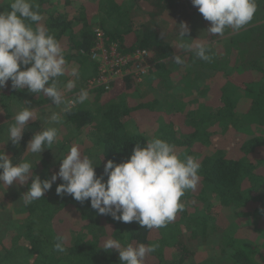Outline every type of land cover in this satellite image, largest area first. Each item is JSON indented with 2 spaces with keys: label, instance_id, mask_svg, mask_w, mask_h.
Listing matches in <instances>:
<instances>
[{
  "label": "trees",
  "instance_id": "obj_1",
  "mask_svg": "<svg viewBox=\"0 0 264 264\" xmlns=\"http://www.w3.org/2000/svg\"><path fill=\"white\" fill-rule=\"evenodd\" d=\"M256 2L248 25L264 23V0ZM35 3L43 17L40 23L64 50L69 69L59 78L64 95L73 98L80 90L64 88L74 78L72 70L86 80L97 75V64L91 60L97 20L108 44L117 45L122 54L147 49L155 68L141 82L132 76L109 92L95 90L98 100L93 104L84 102L64 113L62 128H57L68 135L41 154H25L32 136L47 127L41 119L29 121L19 145L6 144L7 131L20 109L53 103L27 89L13 90L9 81L0 89V152L14 162H31L34 175L43 180L58 172L60 160L77 140L76 146L93 159L100 176L108 160L125 162L137 143L143 147L148 139L161 138L174 144L182 159L198 160L200 181L182 197L185 207L172 222L149 230L137 222L99 215L90 200L80 204L71 196H58V180L42 199L27 206L19 200L22 221L13 220L12 208L4 212L11 217L0 216V264H121L116 250L103 249L107 239L120 240L123 246L155 247L144 264H264V39L254 38L255 28L220 40L224 34L207 33L210 22L191 0ZM5 9L8 5L0 12ZM180 23L190 29L186 39L210 45V62L194 55L189 67L171 69ZM260 27L264 30V24ZM170 91L171 97L164 98ZM200 97L202 106L193 108L190 101ZM85 132L87 141L80 140ZM30 184L31 179L23 194ZM234 226L252 233L235 238L226 232ZM58 236L67 238L63 253L54 250Z\"/></svg>",
  "mask_w": 264,
  "mask_h": 264
},
{
  "label": "clouds",
  "instance_id": "obj_2",
  "mask_svg": "<svg viewBox=\"0 0 264 264\" xmlns=\"http://www.w3.org/2000/svg\"><path fill=\"white\" fill-rule=\"evenodd\" d=\"M206 21L210 22L207 33L223 35L226 29L239 31L248 25L257 11L256 0H191ZM10 9V10H8ZM8 9L0 12V89H27L37 96L48 97L62 113H70L76 104H83L89 92L81 89L73 98H67L60 87L59 78L69 69L61 43L40 22L43 20L35 0H9ZM179 49L192 52L203 61L212 60L211 50L197 40L186 39L190 32L186 23L179 25ZM191 40L193 43H184ZM175 63L184 64L180 54L172 57ZM71 75L78 79L75 70ZM75 80H68L64 88L71 91ZM27 105L28 102H25ZM61 112L45 116L50 126L36 132L27 143L25 154H41L51 149L59 140ZM37 109L24 107L14 114L9 123L6 144L19 145L30 120L34 121ZM58 172L50 178L34 175L33 164L20 159L14 162L5 151L0 152V186H12L14 182L31 184L21 197L27 206L42 199L58 180L56 194L71 196L84 204L90 200L91 209L99 215L110 216L123 223L137 222L142 228L159 229L172 222L185 205L182 197L188 190H195L199 181L201 164L193 156L183 159L176 146L161 138H151L142 147H134L128 160L115 163L108 160L104 174L97 176L93 159L82 155L73 145L61 160ZM105 177L107 179L105 180ZM67 238L58 236L54 243L56 252H65ZM103 249L116 250L121 264H144L155 247L140 243L123 246L120 240L107 239Z\"/></svg>",
  "mask_w": 264,
  "mask_h": 264
},
{
  "label": "rangeland",
  "instance_id": "obj_3",
  "mask_svg": "<svg viewBox=\"0 0 264 264\" xmlns=\"http://www.w3.org/2000/svg\"><path fill=\"white\" fill-rule=\"evenodd\" d=\"M55 1H57V0H55ZM6 3L7 4H5V2L2 1L0 3V8H2L5 5H8L9 4V0H6ZM95 23H96L95 24L96 26L101 27L98 20L95 21ZM261 24H264V23H257V24L253 23L251 25H246L241 30L235 31V32L234 31H228L229 29H226L224 35L222 36V38L220 40H224V39H227L228 37L233 36L235 34L242 33V32H244V30H248L250 28H252V29L255 28L254 38L264 39V30L260 27ZM258 25H259V27H256ZM180 42H181L180 38H179V36H177L174 39V43H172V45H173V47L175 49V54L174 55L180 54L181 57L185 60V63L184 64H177L171 58L169 61H170L171 69L173 71H179L180 69H182V66H184L185 64L187 65V67H189L192 64V62H193L192 60H190V56H194V54L192 52H189V51H186V50H183V49H179L178 45H179ZM183 42L184 43H191V41L188 42V40H185ZM225 43H226V41L224 42V44ZM207 46H210V45H207ZM73 80H75V84H76V86L79 87L80 90L81 89H85V88H83L85 80H86L85 77L83 78L82 76L78 75V79L76 77H74ZM79 91H77L74 94L77 95ZM158 92L159 91H155V94H158ZM164 93L166 95V96H164V98L167 99V97H171V91H170V93L169 92H164ZM65 95H66L67 98H70L69 97L70 94L68 95L66 93ZM164 98H163V100H164ZM189 98L190 97L188 95V99ZM200 98H202V97H200ZM95 100H98L97 96L96 95L94 96L93 93H90L88 100L85 101V102H88V103L90 102V103L93 104L95 102ZM202 101H203V98L200 99V100L194 99V100L190 101V105L193 108H195V109L196 108H200L202 106ZM31 104L33 105V107H31V108L37 109V115H36L35 119H41L42 122L47 127L50 126V125H48L46 123L44 117L48 116V115H51L52 112H61L60 108H57L54 105H52V106H49V105H47V106H37L35 103H31ZM63 115H64V113L61 112V119L63 118ZM54 126L60 128V129L62 128V127H60L59 124L58 125H54ZM67 135H68L67 132L64 131V130L62 132H59V140H62V137L65 138ZM84 139L87 141L86 132L80 137V140H84ZM72 144L73 145H77L78 144L77 140H73ZM24 190H25V186L24 185H20V184H18L16 182H14L13 185L9 186V187H7L6 185L5 186H0V216L8 215V214L4 213L5 210L8 212V210L10 208H12L13 213H14L13 214V218H14L13 220L22 221L23 214L19 213L18 206L21 204L20 201H22L21 197L23 195ZM27 191H28V189H27ZM27 191H25V193ZM8 216L11 217V215H8ZM228 217L232 218V216L229 215V213H228ZM232 222L234 224V221H232ZM232 222H230L229 224H231ZM226 232L229 233L230 235L235 236V238H243V237L249 236L252 233V230H250V229L249 230H246V229L242 230V229H238V228H236L234 226L230 230H229V227H228Z\"/></svg>",
  "mask_w": 264,
  "mask_h": 264
},
{
  "label": "built area",
  "instance_id": "obj_4",
  "mask_svg": "<svg viewBox=\"0 0 264 264\" xmlns=\"http://www.w3.org/2000/svg\"><path fill=\"white\" fill-rule=\"evenodd\" d=\"M94 32L96 43L91 51V60L97 64V75L88 78L83 86L89 94L98 89L109 92L114 84L127 77L134 76L137 82H141L154 70L155 62L147 49L122 54L117 45L107 43L102 27L96 26Z\"/></svg>",
  "mask_w": 264,
  "mask_h": 264
}]
</instances>
